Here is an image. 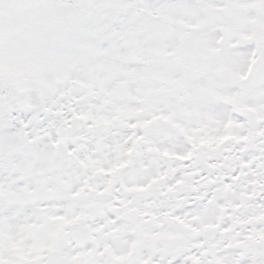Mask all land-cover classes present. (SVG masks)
I'll use <instances>...</instances> for the list:
<instances>
[{
	"label": "snow or ice",
	"instance_id": "6c2138e0",
	"mask_svg": "<svg viewBox=\"0 0 264 264\" xmlns=\"http://www.w3.org/2000/svg\"><path fill=\"white\" fill-rule=\"evenodd\" d=\"M0 264H264V0H0Z\"/></svg>",
	"mask_w": 264,
	"mask_h": 264
}]
</instances>
